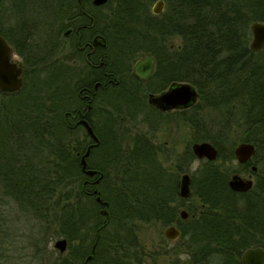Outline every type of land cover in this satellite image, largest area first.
<instances>
[{
    "label": "trees",
    "instance_id": "16d2710c",
    "mask_svg": "<svg viewBox=\"0 0 264 264\" xmlns=\"http://www.w3.org/2000/svg\"><path fill=\"white\" fill-rule=\"evenodd\" d=\"M154 1L108 0L94 6L82 0L92 16L87 19L78 0H46L44 16L22 18L8 29L0 26L25 65L21 89L0 90V214L14 203L45 225L52 222L68 241L67 254L52 264H146L152 256L144 251L136 221L175 224L193 264H242L247 248H264V47H249L250 24L264 22V0H164L158 14L151 9ZM68 27L79 28L81 42L96 33L104 38L91 64L74 36L69 54L55 57ZM147 54L155 57V69L148 80H139L132 67ZM73 61L84 62L85 76ZM96 63L110 80L101 79ZM96 79L102 82L97 90ZM177 81L193 84L198 99L174 111L193 138L171 169L147 134L136 133L124 149L122 124L126 117H140L158 128L169 113L146 102L143 94L159 93ZM85 92L99 137L87 167L97 170V178L103 174L93 184L85 182L93 176L84 173L78 156L86 151L88 134L78 137L81 127L72 117L83 106L80 93ZM95 114L103 122L96 124ZM235 129L241 133L231 139ZM201 140L212 142L218 156L200 159L190 174L191 195L184 199L178 195L179 175L189 172L197 158L191 144ZM241 141L256 146L252 159L241 164L255 177L245 192L229 187L231 170L224 167ZM181 207L188 218L180 217ZM154 260L159 264L158 257Z\"/></svg>",
    "mask_w": 264,
    "mask_h": 264
},
{
    "label": "rangeland",
    "instance_id": "374dc122",
    "mask_svg": "<svg viewBox=\"0 0 264 264\" xmlns=\"http://www.w3.org/2000/svg\"><path fill=\"white\" fill-rule=\"evenodd\" d=\"M45 1L46 0H4L1 6L0 26L8 29L12 24L19 23L22 18L29 20L44 16L45 13L41 11V8ZM156 1L152 2L151 8ZM88 8L90 10L93 9L92 5H89ZM102 11L107 12L108 7L103 8ZM66 29L62 31L61 44L57 47L55 52V57L62 60L69 54L71 49V39L64 36ZM13 51L14 60L20 63L24 69L23 57L17 53L14 48ZM74 63L76 66H79L77 70L81 72L82 76H85L88 68H84V62ZM143 97L145 101L148 102V94H143ZM174 111L175 110L168 111L169 114L164 117V121L155 129L147 122H142L140 117H126L122 124L126 130L124 134V145L126 147H124V149L129 146L136 133L147 134L160 146L161 152L159 158L161 162L166 167L172 169L176 156L186 148L189 141H192L193 138L192 129L186 122L175 116ZM93 120L96 124H100L103 122V117L95 114ZM79 129L77 135L83 140V138H86L85 131L83 128ZM240 133V130L235 129L230 138H238ZM91 160L94 163L97 162L96 157ZM199 164L200 159L195 158L189 167L188 173L191 174L195 171ZM224 167L231 170L230 178L234 173H239L246 177L252 174L255 180L254 174L250 171V167L245 168V170L241 168V163L237 161L235 156L233 158L228 157ZM182 174L183 173L179 175V178ZM109 177L111 179L115 177L114 171H110ZM193 200L194 198L189 201L193 203ZM4 208V213L0 214V264H52L54 261L58 260V256L67 254V250L60 252L54 246L55 241L64 236L55 231L52 222L45 225V223L41 222L39 219L18 210L17 207L14 206V203H9ZM182 208L185 207H181L180 210ZM135 224L144 251L149 252V255L152 256L146 258V264H154V258L157 257L159 258V264H180L184 258L191 257L188 253L190 250L185 241L178 240L177 238L169 239L164 235L165 228L170 224H162L156 221L149 223L136 221Z\"/></svg>",
    "mask_w": 264,
    "mask_h": 264
},
{
    "label": "water",
    "instance_id": "95a60500",
    "mask_svg": "<svg viewBox=\"0 0 264 264\" xmlns=\"http://www.w3.org/2000/svg\"><path fill=\"white\" fill-rule=\"evenodd\" d=\"M1 1V0H0ZM108 0H93V4L96 6L103 5ZM164 8V0H157L152 6V11L155 14L160 13ZM72 28L65 30L64 35L68 36L72 32ZM251 39L249 47L253 51H259L264 47V22L255 20L250 24ZM102 41L95 37L94 42L104 45ZM14 51L8 40L0 34V90L9 92H15L23 86V66L14 60ZM156 60L151 54H147L141 58H138L132 67V75L137 79L146 80L151 77L155 69ZM148 102L162 111L173 110L177 108H188L194 105L198 99V91L196 87L190 82L177 81L171 83L166 89L159 93H149ZM88 132V134L96 141L93 146L97 145L99 139L96 135L92 125L85 118L80 120ZM91 146L85 151L81 157L82 170L85 174L93 176L97 170L88 168L86 165V157L90 153ZM192 152L198 159L215 160L218 156V148L210 141H195L193 142ZM256 152V146L250 141L238 142L233 149V154L237 161L241 164L248 162L252 159ZM252 169L256 170L257 166L252 165ZM103 177V174L99 175L96 182ZM229 187L237 192H245L253 187L254 179L252 174L249 176H243L239 173H234L228 181ZM95 192H98L96 189ZM178 195L181 198H188L191 195V175L185 172L181 175L178 183ZM98 202H103L106 206L108 201L102 200V197L97 194ZM106 208L101 209V213L105 214ZM180 217L186 219L189 216L187 209L182 208L179 211ZM180 234L179 228L175 224L168 225L164 230V235L169 239H176ZM55 248L60 252L67 250L68 241L67 238L62 237L55 241ZM92 256L89 255L90 259ZM242 264H264V248L262 246H252L247 248L241 256ZM180 264H193L191 257L184 258Z\"/></svg>",
    "mask_w": 264,
    "mask_h": 264
},
{
    "label": "flooded vegetation",
    "instance_id": "af4514ba",
    "mask_svg": "<svg viewBox=\"0 0 264 264\" xmlns=\"http://www.w3.org/2000/svg\"><path fill=\"white\" fill-rule=\"evenodd\" d=\"M78 1L80 3L81 11H82L83 15L85 16V18H87V19H90V17L92 18L91 13L88 11L87 8L84 7V4H83L82 0H78ZM91 3L93 4V0H91ZM94 6H96V5H94ZM100 6H102V5H100ZM82 26H84L85 30H88L89 29L88 28L89 26L86 23L84 25H82ZM69 28H72L73 29L72 32L68 36H65V35L64 36L66 38H70V39H72L73 36H74L76 48L80 52H82L83 56L86 58L85 59L86 63L87 64H91L92 63L91 60H90L91 54L92 53H95V52H96V54L99 53L100 50L98 51V47H103L104 46L102 44L95 43L94 42V39H95V37H97L98 40H101L102 41V35L99 34V33H96V34L88 37V39H84V41L81 42V39L83 37H82V34L80 33L79 28H73V27H69ZM99 59H101V57ZM100 65L101 64H99V63L94 64V66H97V67H95V69L98 71L97 73L100 74L101 79H104L107 82L108 80H110L108 78L109 77V73L105 69L101 68ZM90 70H92V68H90ZM148 79H146V80H148ZM139 80H142V79H139ZM101 83L102 82H101L100 79H96L94 81V83H93V88L95 90H97L99 88V86H100ZM84 89H87V88H84ZM80 95H81V99L84 101V104L78 110V112L76 114H73L72 117H73V119H75V123L76 124L79 123V126L81 128H83V129H85V127H84V125L82 123H80V120L82 118L87 119L89 121V123L92 125V127H93V129L95 131L94 124H93L92 120L89 118L90 111H91V104L89 103V101H90L89 93H87V92H85L83 94L80 93ZM152 106H154V105H152ZM154 107L157 108L161 112H168V111H170V110H168V111H162L158 107H156V106H154ZM173 110H182V108H177V109H173ZM85 132L88 134V132L86 131V129H85ZM96 135H97V133H96ZM87 138H88V140L86 142L87 143L86 144V146H87L86 150L88 149L89 146H91V148H90L89 155L86 157V165H87V160H89V158L91 157V150H93L94 148H96L98 146V144H99V141H98L97 145L93 146V144L96 141L89 134H88V137ZM98 139H99V137H98ZM83 154L84 153H82V152H78V156H79L80 162H81V157H82ZM92 158H94V157H92ZM96 180H97V176H93L90 179H86L85 182H88L89 184L98 183V182H96Z\"/></svg>",
    "mask_w": 264,
    "mask_h": 264
}]
</instances>
